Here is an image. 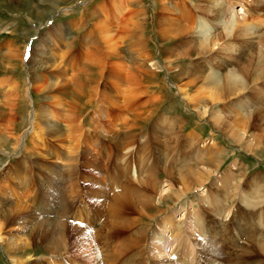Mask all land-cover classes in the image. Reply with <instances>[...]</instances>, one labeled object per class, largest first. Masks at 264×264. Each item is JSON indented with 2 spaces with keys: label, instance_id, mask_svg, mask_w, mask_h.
I'll return each instance as SVG.
<instances>
[{
  "label": "rangeland",
  "instance_id": "obj_1",
  "mask_svg": "<svg viewBox=\"0 0 264 264\" xmlns=\"http://www.w3.org/2000/svg\"><path fill=\"white\" fill-rule=\"evenodd\" d=\"M195 1L202 2L137 0L136 6L135 0H0V84L6 86L0 87V105L6 112L0 114V129L8 137H21L17 148L13 138L0 135L5 142L4 146L0 141V222H7L0 224L5 240H0V264H264V80L248 85L242 98H210L207 91L219 81L214 75H204L202 82L194 86L184 85L190 65L196 63L192 59L206 55L199 57L198 63L217 65V57L228 48L222 42L235 45L236 34L246 25L264 28V3L207 0L219 3V8L225 10L224 24L233 21L231 34L227 36L222 30V41L207 49L192 47L189 56L167 55L168 49L171 52L181 42L194 40L190 34L177 35L182 27L179 22H171L169 9L174 5L193 11L192 20L187 19L185 26L194 30L205 15L212 31V16L203 13L201 6L196 9ZM102 2V9L110 12L115 2L127 4L120 5L116 13L120 17L115 16L118 20L110 19L103 39L99 32L91 36L87 33L90 28L84 14L88 7ZM258 8L260 12L253 13ZM106 16L105 13L102 20ZM133 22L139 23L134 29ZM141 34L147 47L134 45L138 38L143 40ZM87 36L92 37L89 45L84 42ZM59 37V46L55 47ZM117 43L123 59L118 60L119 65L130 66L141 77V68L148 67L154 76H138L140 82L131 84L115 79L112 74L117 59L109 55L108 44ZM88 54L91 58L85 57ZM93 60L102 61V68L98 69L100 61L94 64ZM256 61L254 58L251 63ZM153 63L156 67H151ZM101 71L105 76L102 75L96 97L89 94L81 99L82 105L93 102L82 108L73 106L76 78L94 80L93 74ZM57 75L71 80L67 83L70 93L64 95L62 107L52 100L56 93L49 91ZM238 85L240 88V81ZM89 86L95 88L96 83ZM44 87L49 89L40 93ZM10 88L17 89V102L8 95ZM182 90L189 92L183 94ZM5 99L11 100L15 109L4 106ZM129 100L143 103L140 113L136 109L139 102L133 104L135 112H142L143 117L138 118L131 112L133 109L123 108ZM111 104H117L119 109L112 111ZM38 106L42 108L38 113L47 110L63 116L62 124L80 116L77 122L72 121L75 130L69 139L65 136L68 140L63 137L65 141L51 142L53 138L46 136L41 141L45 136L37 129L42 124L35 122L34 115ZM126 112L128 116L119 121ZM212 114L218 123L209 122ZM99 115L104 123L99 121ZM12 118L14 126L6 130ZM129 118L132 125L137 124L133 132L139 137L134 138L133 151L125 153L127 142L122 146L121 139ZM174 131L178 132L175 139ZM89 139L93 143H88ZM49 144H56V150ZM61 151L66 154L65 159L59 155ZM137 167L149 168L144 174L151 171L158 187L146 189L149 193H145L146 186H141L144 178L141 171L137 175ZM191 169L194 175L186 181L180 178L181 173L185 175L183 170L186 173ZM249 182L257 191L249 187ZM138 196L156 208L144 211V202ZM218 258H222L219 263Z\"/></svg>",
  "mask_w": 264,
  "mask_h": 264
},
{
  "label": "bare ground",
  "instance_id": "obj_2",
  "mask_svg": "<svg viewBox=\"0 0 264 264\" xmlns=\"http://www.w3.org/2000/svg\"><path fill=\"white\" fill-rule=\"evenodd\" d=\"M62 1H64V0H62ZM123 1V0H122ZM142 1V0H141ZM140 2V1H139ZM135 3H136V6H138V2H137V0H135ZM192 3V2H191ZM190 3V4H191ZM262 3H264V0H262ZM122 4V7H126L127 6V4L126 3H119V2H115V3H113L112 4V7H113V10H112V12H110L107 8H105V9H102V7L105 5V3H101V4H96V5H94L93 7H91V8H87L86 9V13L84 12V14H85V17H86V24H87V26L89 25V28L90 29H88L87 31V33H89L90 34V36L91 35H94L95 33H100V34H98L99 36H101V38L103 39V35H105V33L106 32H108L109 31V28H110V25H109V23L111 22V20H118V18H116L115 16H119L120 17V15H117L116 13H117V11L119 10V8H120V5ZM170 4V3H169ZM193 5V4H192ZM220 4L219 3H216V4H212L211 2H209V1H207V0H202V2H196L195 1V7H196V9H199L200 10V6L202 7L201 8V10H202V12L204 13V12H207L209 15H211L212 16V22H213V25H212V31H209L210 30V28H208V27H210L209 26V24H208V21L206 20V18L204 17V16H202V17H200V20H198V22H197V26L194 28V30H192L191 28H189V27H187V26H185L184 25V22H187V19L188 20H192V16H193V11L191 10V9H189V8H187L186 6L184 7L183 5H181L180 4V6L178 5V4H176V5H174L171 9H169L170 10V13H171V15H173V18L171 19V22H173V23H175V22H179L180 23V25H181V27H182V29L179 31V33L177 34V35H179V36H183V35H185V34H190V38H193L194 40H188V42L187 41H184V42H181V45H179V47H177L175 50H173V51H171L170 52V50L168 49L167 50V55L168 54H170L171 56H173V53H177V56H180V55H186V56H189V55H191V48L192 47H201V48H204V49H207V48H209L210 47V45L212 44V43H215V42H217V41H222V39H224L223 37H222V34H223V31L222 30H224L225 31V34L228 36V35H230L231 34V32H229V30L233 27V21L230 23V24H224V22H223V18H224V12H225V10H221L219 7ZM194 6V5H193ZM262 6H263V4H262ZM141 8V7H140ZM107 9V10H106ZM262 9V8H261ZM169 10L167 11V9H163V11H165V12H168L169 13ZM200 12V11H199ZM252 12V11H251ZM260 12V10H259V8L258 9H255L254 10V12L253 13H259ZM262 12H263V10H262ZM108 14V16H106V17H104L103 18V20H102V17L104 16V14ZM130 14H134L133 12H131ZM164 15V14H163ZM166 16V15H165ZM84 18V17H83ZM111 19V20H110ZM128 19V18H127ZM134 19V18H133ZM132 18H131V20H133ZM207 19H209V18H207ZM136 20V19H135ZM134 20V21H135ZM141 22V21H140ZM82 23V22H81ZM84 23H85V21H84ZM83 23V24H84ZM178 23V24H179ZM139 24V23H136V22H133V26H132V29H134L137 25ZM162 24V23H161ZM207 24H208V26H207ZM73 25V24H72ZM114 25V24H113ZM141 25H143V23H141L140 25H139V27L138 28H140L141 27ZM262 25H264V24H262ZM82 26V28H84V29H86V28H88V27H86V26H84V25H81ZM80 26V27H81ZM176 28V27H175ZM165 29V28H164ZM217 29H221L220 31H216ZM132 32V31H131ZM165 32H167V31H165ZM65 32L63 31V34H64ZM161 33V32H160ZM235 33V32H234ZM167 34H168V32H167ZM166 34V35H167ZM212 34H214L213 35V37L212 38H210V39H207L209 36H211ZM129 35V34H128ZM135 35V34H134ZM133 35V36H134ZM142 35V34H141ZM131 36V35H130ZM133 36H132V38H133ZM232 36V35H231ZM129 37V36H128ZM137 37V35H135L134 36V38H136ZM142 37H143V40H141L140 38H138V40H136V41H134V45L135 46H144V47H147V44H146V41H145V37L142 35ZM173 37V36H172ZM99 38V37H98ZM131 38V37H130ZM234 38V37H233ZM236 38H237V41H236V43H235V45H232V46H229L230 45V43H228V42H222L223 43V45H225V47H228L227 48V50L225 51V52H223L224 54L223 55H219V59H218V57H217V60H216V64L217 65H214V64H206V65H204L202 62L201 63H198V58L199 57H203V56H205L206 57V55H199L198 56V58L197 59H192V61L193 62H196V63H193V64H191L190 65V71H187V73H186V81H184L185 83H184V85H187V86H189V87H191V86H194L196 83H198L199 81H201L202 82V80L204 79V75H206V74H208V75H214V76H216L215 78H216V80H217V78H218V80L219 81H217V82H215L214 83V85H213V89L212 90H210L209 92L207 91V93L206 94H209L208 96H212V97H210V98H222V97H230L231 98V96H242L243 95V92H245V91H247V89L249 88L248 87V85L249 86H251L252 84H254V83H259V82H262L263 80H264V28H263V26H262V29L261 28H252L250 25H246V28L245 29H243L242 30V32L241 33H239V34H236ZM91 39H92V37H91ZM88 36L85 38V40H84V42L85 43H87L88 45H89V43H91V40ZM96 39V38H95ZM134 40V39H133ZM187 40V39H186ZM59 41H60V37H59V39L57 40V42H55L56 44H55V47H58L59 46ZM93 41H94V38H93ZM99 41V40H98ZM97 43H99V42H97ZM97 43H94V45L95 44H97ZM102 43V42H101ZM70 44V43H69ZM72 44V43H71ZM118 44L119 43H117V44H113V45H111V44H108V48H109V51H110V53H109V55L110 56H112V57H114V58H116L117 59V62L115 63L116 65H113V63H111V62H109V65H110V63L113 65V67L115 66V69H114V74H112V76H114L115 77V79L117 78V79H119V80H123V83H129V84H131V83H135V81H138L139 79H138V76H140L141 77V75H137V73L135 72V70H132V69H130V66H121V65H119L118 64V60L121 58V53L119 52V48H118ZM131 44V43H130ZM178 44V43H177ZM96 46V45H95ZM134 46V47H135ZM85 48V47H84ZM131 48V47H130ZM57 49V48H56ZM74 49V48H73ZM131 49H133V48H131ZM177 49H178V51H177ZM180 49V50H179ZM215 49H217V48H215ZM89 50V49H88ZM87 50V51H88ZM94 50V49H93ZM96 50V52H97V50L98 49H95ZM134 50V49H133ZM146 50V49H145ZM195 50V49H194ZM85 51H86V49H85ZM105 51V50H104ZM135 51V50H134ZM91 52V51H90ZM133 52V51H132ZM211 52V51H210ZM71 53V52H70ZM88 53V52H87ZM105 53V52H104ZM209 53V52H208ZM67 54V53H66ZM69 54V53H68ZM85 54V53H84ZM102 54V53H101ZM207 54V53H206ZM93 55V54H92ZM106 55H107V52H106ZM85 56V55H84ZM90 55L88 54V56H85V57H89ZM124 56V55H123ZM89 58H91V57H89ZM88 58V59H89ZM93 58V57H92ZM254 58H257V61L255 62V63H251V60H253ZM13 60L15 59V57H13L12 58ZM87 59V58H86ZM122 59V58H121ZM100 60H102V58L100 59ZM100 60H97V61H100ZM123 60V59H122ZM209 60V59H208ZM97 61H95V60H93V63L94 62H96L97 63ZM104 61V60H103ZM120 62H121V60H119ZM91 62V61H90ZM101 62L102 61H100L97 65H100V68H98V69H101L102 67H101ZM32 63V62H31ZM42 63H44V58H42V60H41V65H42ZM107 63V62H106ZM105 63V64H106ZM70 64V63H69ZM95 64V63H94ZM93 64V65H94ZM133 64V63H132ZM151 64V63H150ZM92 65V64H91ZM123 65V64H122ZM149 65V64H148ZM156 63H153L152 65H151V67H156ZM34 66V65H33ZM105 66V65H104ZM133 66V65H132ZM40 68H43V66H39ZM45 67V66H44ZM108 67H110V66H108ZM144 67V66H143ZM141 68V74L142 75H144V76H142L141 78H143V79H145L146 77H148V76H154L153 74L154 73H152L151 71H150V68L149 69H147V68ZM105 68H107V67H105ZM92 69H94V68H92ZM97 69V68H96ZM110 69V68H109ZM134 69V68H133ZM95 70V69H94ZM176 70V69H175ZM76 71V70H75ZM112 71V70H111ZM259 72V73H255V74H253L252 72ZM43 72H44V70H43ZM65 74H66V72H64ZM63 73V74H64ZM63 74H59V75H63ZM32 75V74H31ZM89 75V74H88ZM102 75L103 76H105L104 74H103V72L101 71V73H99L98 75H97V73L95 72L94 74H93V76H95V79L94 80H88V79H79V78H81V76H79V77H77L76 78V87H75V89H74V92H75V96H74V98H73V101H72V105L74 106L75 105V107H80V108H82L81 106H83V107H85V106H89V104L91 103V102H93L92 100H89V102L90 103H83V105H82V103H81V99H82V97H84V95L85 96H87L88 97V95L90 94V96H91V94H92V96H94V98L96 97V94H97V90H98V87H99V83H100V80L102 79ZM110 75V74H109ZM111 76V75H110ZM35 77V76H34ZM58 77V75L56 76V78ZM96 77H98V78H96ZM206 77V76H205ZM58 78H60V79H58ZM57 78V80H56V83L52 86V88H50L49 89V87H44V88H42V90H40V93H46V89H49V91H53L54 93H56V95H52L53 96V98L54 99H52V100H54L53 102L54 103H58V105H59V107H62V105L64 106V101H65V99H66V97H64V95H67L68 93H70V92H68L69 90H67L68 88V85H67V83H70V81L71 80H68V78L66 77V76H63V77H58ZM140 78V79H141ZM73 79V78H72ZM34 80V79H33ZM118 80V81H119ZM239 81H240V88L238 87L239 85ZM74 82V81H73ZM140 81H138V83H139ZM209 82V81H208ZM75 83V82H74ZM96 83V87L95 88H92V86L90 87L89 86V84H95ZM223 84L224 83V85L223 86H219L218 84ZM38 84V83H37ZM36 84V85H37ZM42 84V83H41ZM40 84V85H41ZM45 84V83H44ZM136 84H137V82H136ZM1 86L0 87H6L4 84H0ZM138 85V84H137ZM141 85V84H140ZM177 88V87H176ZM39 89H37V91H38ZM134 90V89H133ZM100 91V90H99ZM138 91H139V89H138ZM137 91V92H138ZM180 91H181V89H180ZM8 92V91H7ZM16 92H17V89H15V88H10V91L7 93L8 95H13L14 96V101H18L19 100V96L16 94ZM187 92H189V91H187V90H182V93L183 94H187ZM48 93H50V92H48ZM52 93V92H51ZM100 93V92H99ZM201 94V93H200ZM204 95V94H203ZM205 96V95H204ZM49 98V97H48ZM242 98V97H241ZM243 98H245V97H243ZM90 99V98H89ZM188 99H190V98H188ZM50 100V99H49ZM51 100V101H52ZM76 100H77V102L78 103H76ZM127 100V99H126ZM137 100V99H136ZM223 100V99H222ZM225 100V99H224ZM9 101H11V100H9ZM8 100H4L3 101V105L4 106H9V107H12V108H14L15 109V106L12 104V101L11 102H9ZM111 101H113V100H111ZM135 100H129V102H127L126 103V106H125V104L123 105V106H125V107H123V108H128V110L129 109H133V107L136 105L135 103L137 102H139L140 101V99H139V101H135ZM46 102H48V100L46 101ZM52 102V103H53ZM69 103H70V101H69ZM110 103V102H109ZM50 104V103H49ZM118 104V103H117ZM117 104H111V110L113 111V110H115V109H119V106H116ZM133 104H134V106H133ZM114 106V107H113ZM237 106V105H236ZM116 107V108H115ZM72 108V107H71ZM144 107H143V103L141 102H139L138 104H137V108L136 109H138V112L140 113V109H143ZM39 109H42L41 107H39L38 106V108H34V115L36 116V119H35V122H38L37 124H42L41 125V127H39V125H37V128L39 127V129H37V130H40V132H42L43 133V135L45 136V138L44 137H42L41 139V141H45V139H46V136H49V137H51V138H53L52 140H51V142H55L56 140H58V141H65V139H67L68 137H71V135H72V131H74L75 130V124L74 123H72V121L73 122H75L77 119H79L80 118V116H79V118H77V116H75L74 114V116L77 118H75L76 120L74 121V120H71V118L68 120V119H66L65 120V122H67L66 124H62V122H61V119L63 118V116H61L60 114H58V115H55V113H49L47 110H45V112H44V110H43V112H41V113H38V110ZM74 109V108H73ZM76 109V108H75ZM121 109V108H120ZM126 110V109H125ZM244 110V109H243ZM67 111H68V109H67ZM131 111V110H130ZM146 111V110H145ZM129 112V111H128ZM131 112H135V110L133 109ZM130 112V113H131ZM137 112V111H136ZM135 112V114H137ZM210 112H211V110H210ZM69 113V112H68ZM144 113V112H143ZM147 113V112H146ZM214 113V112H213ZM0 114H6V112H5V110H4V108H3V106L2 105H0ZM77 114V113H76ZM99 114V113H98ZM133 114V113H132ZM247 114V113H246ZM66 115V114H65ZM122 115V114H121ZM138 115V118L139 117H143V114H142V112H141V114H137ZM144 115H145V113H144ZM209 115H210V113H209ZM59 116H61V118L59 117ZM124 116H128V114H127V112L125 113V114H123V116L122 117H120V119H119V121H121V120H123V117ZM134 116V115H133ZM1 117V116H0ZM43 117H45L44 119H43ZM65 117V116H64ZM99 117H101L100 115H99ZM130 117V116H129ZM14 118V117H13ZM13 118H12V121L6 126V130H8L9 128L11 129V127H13L14 126V121H13ZM118 118V117H117ZM148 118V120L150 119L149 117H147ZM32 119V118H31ZM64 119V118H63ZM127 119V118H126ZM125 119V120H126ZM210 120H209V122H211V123H213V124H216V123H218L219 122V120H218V122H217V119L216 118H214V114H212L211 116H210V118H209ZM124 120V121H125ZM129 120H130V118L128 119V121L125 123V128H126V133H123V137H122V139H121V141H122V146L127 142V144H125L124 145V152L125 153H131V151H133L132 150V147H134L133 146V143H134V138L135 137H137V135H135L134 134V132L133 131H135V129H137V124L135 125L134 124V122H133V124L134 125H132L130 122H129ZM137 120V119H136ZM40 121V122H39ZM99 121H101V123L103 122V119H102V117H101V119L99 120ZM116 121V120H115ZM114 121V122H115ZM3 122H5V121H3ZM34 122V121H33ZM77 122V121H76ZM78 122H79V120H78ZM104 123V122H103ZM108 123V122H107ZM107 123H106V125H107ZM110 124H114V123H112V122H109ZM137 123V122H136ZM33 124V123H32ZM79 125V124H78ZM100 125V123L98 122L97 123V121H96V126H99ZM80 126H82L81 124H80ZM135 126V127H134ZM43 128V129H42ZM125 128H123V129H125ZM178 131V130H177ZM177 131H174V133H173V135H172V137L175 139L177 136H178V132ZM2 132V130L0 129V135H3L4 134V132H3V134L1 133ZM35 132V131H34ZM39 132V133H40ZM118 132V131H117ZM156 132V131H155ZM154 132V133H155ZM171 133V132H170ZM180 133H182V131L180 132ZM36 134V133H35ZM119 134V133H118ZM5 135V134H4ZM38 135V134H37ZM141 135V134H140ZM8 136H10V135H8ZM8 136H6L5 135V137H8ZM65 136H67V138H65ZM117 136H119V135H117ZM63 137L65 138V139H63ZM138 137H139V135H138ZM137 137V138H138ZM169 137V136H168ZM11 138H13L14 139V141L16 142V144H17V148H19L20 146L19 145H21L20 144V142H21V137H8V139H11ZM92 138H96V137H92ZM183 138V137H182ZM1 137H0V141H1ZM69 139V138H68ZM67 139V140H68ZM97 140H99V137H97L96 138ZM118 139V138H117ZM143 139V138H142ZM140 140V141H143V140ZM156 139V138H155ZM170 139H172V138H170ZM3 141L1 142L2 143V145H4L5 144V142H4V139H2ZM50 140V139H49ZM136 140H138V139H136ZM110 141V140H109ZM176 141H177V139H176ZM182 141H183V139H182ZM89 142H92L93 143V141H92V139H89L88 140V143ZM169 142V141H168ZM184 142V141H183ZM139 143V142H138ZM141 143V142H140ZM147 143V142H146ZM159 143V142H158ZM117 144H119V142H117ZM143 144H145V143H143L142 142V145ZM53 146L52 148L53 149H55L54 147H56V144H49V146ZM100 145H102V144H100ZM181 145V144H180ZM5 146V145H4ZM118 146V145H117ZM121 146V145H120ZM143 146H145V145H143ZM173 147V146H172ZM141 148V147H140ZM245 148L246 149H248L247 148V145L245 146ZM123 149V148H122ZM171 149V148H170ZM56 150V149H55ZM120 150V149H119ZM215 150V149H214ZM219 150V149H218ZM17 151H18V149H17ZM121 151V150H120ZM220 151V150H219ZM197 152V151H196ZM216 152V151H215ZM121 153H122V151H121ZM124 153V154H125ZM133 153V152H132ZM211 153V152H210ZM123 154V153H122ZM121 154V155H122ZM59 155L61 156V157H67L66 156V154L65 153H62V151L61 152H59ZM55 156V155H54ZM59 156V157H60ZM153 156H155V155H153ZM211 157V156H210ZM213 157V156H212ZM211 157V159L213 160V158ZM62 158V159H63ZM64 158V159H65ZM124 158H126V156H124ZM145 158V157H144ZM154 158V157H153ZM209 158V157H208ZM63 159V160H64ZM128 159V158H127ZM127 159H126V161H127ZM130 159V158H129ZM128 159V160H129ZM155 159H156V157H155ZM155 159H153V160H155ZM215 159V158H214ZM61 160V159H60ZM125 160V159H124ZM144 160V159H143ZM196 160H199V159H196ZM207 160H210V159H207ZM212 160H210V161H212ZM216 160V159H215ZM192 161V160H191ZM129 162V161H128ZM127 162V163H128ZM203 162H205V161H203ZM156 163V160H155V162L153 163V164H155ZM214 164V163H213ZM97 165V164H96ZM150 166H152V165H150ZM129 168V174H132V168H131V166L130 167H128ZM138 168V170H137V175H139V172L141 171L142 173L140 174L141 176L143 175V177L142 178H144V181L143 182H141V186H146V188L144 189V191H145V193H149V191L148 190H146V189H154V188H156V187H158L155 183L156 182H154V177L152 176V172L150 173H147V174H144V171H147L149 168H146V169H142L141 167H137ZM200 169V168H199ZM154 172V171H153ZM168 173H170V172H172V171H167ZM183 172H184V176H182V173L179 175L180 176V178H184L183 180H185L186 181V178L187 177H190V176H192V175H194L195 174V171L193 170V169H191V170H189V171H187L186 173H185V171L183 170ZM168 173H167V175H168ZM173 173V172H172ZM91 174V173H90ZM134 174V173H133ZM169 175H171V174H169ZM232 175V174H231ZM173 176H174V174H173ZM173 176H171V177H173ZM200 176H202L203 177V175H200ZM242 176H244L243 174H242ZM206 177V176H205ZM131 178V177H130ZM171 180H174V179H172V178H170ZM231 179H232V176H231ZM182 180V181H183ZM262 180H264V176L262 175ZM158 181V180H157ZM200 180H198V182H199ZM231 181V180H230ZM257 181V180H256ZM201 182V181H200ZM98 183V182H97ZM140 183V182H139ZM202 183V182H201ZM250 183V182H249ZM134 184V183H133ZM158 184V183H157ZM229 184V183H228ZM251 184V183H250ZM249 184V187L251 188V186L253 187V190L255 189V186H253V183L250 185ZM130 185V184H129ZM202 185V184H201ZM223 185V184H222ZM264 185V184H263ZM125 186V185H124ZM131 186V185H130ZM137 186V185H136ZM216 186H218L219 188L218 189H221L220 188V186L221 185H216ZM230 186V185H229ZM228 186V187H229ZM258 186V185H257ZM173 187V186H172ZM238 187V186H237ZM264 187V186H263ZM110 188V187H109ZM132 188H134L133 187V185H132ZM131 188V189H132ZM144 188V187H143ZM224 188V187H223ZM227 188V187H226ZM249 188V189H250ZM260 189V188H259ZM194 190V189H193ZM192 190V191H193ZM215 190H216V188H215ZM225 190V189H224ZM251 190V189H250ZM129 191H131L130 189H129ZM221 191V190H220ZM220 191H219V193H220ZM223 191V190H222ZM221 191V192H222ZM254 191H257V190H254ZM131 192H134V191H131ZM151 192V191H150ZM191 193V192H190ZM136 194V193H135ZM220 194H222V193H220ZM68 195V194H67ZM66 195V196H67ZM142 195H144V194H142ZM141 195V197H144V196H142ZM182 195H185V194H182ZM65 196V197H66ZM180 196V195H179ZM220 196V195H219ZM223 196V195H222ZM139 197V196H138ZM141 197H139V198H141ZM172 197H175V195L174 196H172ZM183 197V196H182ZM221 197V196H220ZM235 197V196H234ZM67 198V197H66ZM134 198V197H133ZM145 198V197H144ZM178 198V197H177ZM233 198V197H232ZM263 199H264V188H263V197H262ZM65 199V198H64ZM173 199H175V198H173ZM135 200V199H134ZM170 200H172V198L170 199ZM67 201V200H66ZM127 201V200H126ZM131 201V200H130ZM138 200H136V202H137ZM139 201H140V199H139ZM141 201L142 202H144V206L141 208V209H144V211H145V209H148V210H150V209H153V206L155 207L156 205H153L152 204V202L151 201H149L148 199H142L141 198ZM176 202V201H175ZM180 202V201H179ZM120 203V202H119ZM118 203V204H119ZM64 204H65V202H64ZM141 204V203H140ZM244 204H245V202H244ZM124 205V204H123ZM130 205V204H129ZM138 205V204H137ZM136 206V205H135ZM134 206V207H135ZM64 207V206H63ZM126 207V206H125ZM133 207V206H132ZM139 207V206H138ZM137 208V207H136ZM156 208V207H155ZM139 210V211H143V210ZM138 210V209H137ZM264 210V209H263ZM1 212H3V211H1ZM13 212V211H12ZM155 212V211H154ZM17 213V212H16ZM65 213V212H64ZM134 213V212H133ZM156 213H158V212H156ZM156 213H154V214H156ZM12 214V213H11ZM14 214V213H13ZM142 214V213H141ZM144 215H145V213H143ZM4 215V214H3ZM8 215V214H7ZM62 215H64V214H62ZM124 215H125V211H124ZM262 215H263V213H262ZM11 217V216H10ZM2 218V217H1ZM5 219V218H4ZM6 220V219H5ZM263 221H264V219H263ZM3 222V221H2ZM2 222H0V224L2 223ZM5 222V221H4ZM3 222V223H4ZM54 222V221H53ZM5 223H7V222H5ZM54 224V223H53ZM235 224V223H234ZM134 225V224H133ZM3 226V225H2ZM264 226V225H263ZM262 226V227H263ZM57 230V229H56ZM68 230V229H67ZM1 231H3V230H1V228H0V240H1V242L3 241H5L4 240V238L2 237V232ZM49 231V230H48ZM156 234V233H155ZM160 234V233H159ZM47 235V234H46ZM218 236H220V234H218ZM212 238V237H211ZM206 239V238H205ZM214 239L216 240L217 239V237H214ZM255 239V238H254ZM207 242V241H206ZM126 243H129V242H126ZM235 243V242H234ZM261 243V242H260ZM262 243H263V247H264V232H262ZM124 244V243H123ZM131 244V243H130ZM9 246V245H8ZM123 246V245H122ZM121 246V247H122ZM125 247L126 248H128L129 247V244H126L125 245ZM259 247V246H258ZM261 247V246H260ZM261 248V249H263L264 250V248ZM222 248V247H221ZM12 250V249H11ZM20 250V249H19ZM24 250L26 251L27 249L25 248V249H22V251L24 252ZM52 250V249H51ZM131 250V249H130ZM245 250V249H244ZM215 251V250H214ZM122 252V251H121ZM228 252V251H227ZM12 253L15 255V256H17L18 255V252H17V250H14L13 249V251H12ZM11 253V254H12ZM26 253V252H25ZM244 253V252H243ZM246 253V252H245ZM214 256V255H213ZM210 257V256H209ZM217 257H219V254L217 255ZM216 258V257H215ZM20 259H23V258H20ZM212 259V258H211ZM219 260H218V262L217 263H219V261L222 259V258H218ZM236 259V258H235ZM19 260V259H18ZM217 260V259H216ZM16 261V258L15 257H13V262H15ZM20 261H18V263H19ZM22 262V261H21ZM25 262H26V260H25ZM24 262V263H25ZM228 262V261H227ZM102 263V262H101ZM14 264H17V262H15ZM23 264V263H22Z\"/></svg>",
  "mask_w": 264,
  "mask_h": 264
}]
</instances>
